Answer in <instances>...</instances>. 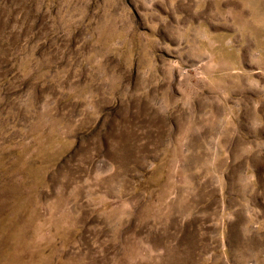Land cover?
<instances>
[{
  "label": "rangeland",
  "instance_id": "rangeland-1",
  "mask_svg": "<svg viewBox=\"0 0 264 264\" xmlns=\"http://www.w3.org/2000/svg\"><path fill=\"white\" fill-rule=\"evenodd\" d=\"M0 264H264V0H0Z\"/></svg>",
  "mask_w": 264,
  "mask_h": 264
}]
</instances>
